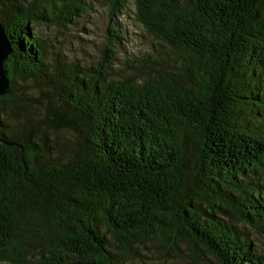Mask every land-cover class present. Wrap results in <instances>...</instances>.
Returning <instances> with one entry per match:
<instances>
[{
	"label": "trees",
	"instance_id": "trees-1",
	"mask_svg": "<svg viewBox=\"0 0 264 264\" xmlns=\"http://www.w3.org/2000/svg\"><path fill=\"white\" fill-rule=\"evenodd\" d=\"M129 2L171 55L125 58L121 76ZM89 8L0 0V262L128 264L159 244L264 264V0H109L95 64L52 57L34 26Z\"/></svg>",
	"mask_w": 264,
	"mask_h": 264
},
{
	"label": "rangeland",
	"instance_id": "rangeland-1",
	"mask_svg": "<svg viewBox=\"0 0 264 264\" xmlns=\"http://www.w3.org/2000/svg\"><path fill=\"white\" fill-rule=\"evenodd\" d=\"M86 2L90 6L89 10L72 25L62 27L56 24L38 23L34 26L36 35L44 40L52 57L56 56L59 60L80 67L92 66L97 61L105 43V26L108 21L109 0H86ZM133 13V4L129 2L124 15L118 21L127 37L115 65V72L121 76L130 74L129 69L123 64L125 58L135 60L141 53L152 49L155 51L153 55H171L166 46L160 44L135 21ZM262 174L264 175V170ZM252 237L257 249L264 255V233H253ZM138 250L140 255H135L128 264H204L203 260L190 256L184 248L180 254L167 251L159 244L141 245ZM0 264L8 263L0 262Z\"/></svg>",
	"mask_w": 264,
	"mask_h": 264
},
{
	"label": "water",
	"instance_id": "water-1",
	"mask_svg": "<svg viewBox=\"0 0 264 264\" xmlns=\"http://www.w3.org/2000/svg\"><path fill=\"white\" fill-rule=\"evenodd\" d=\"M11 52V44L0 24V95H5L9 90L8 79L4 74L3 64L7 60ZM0 141L5 142V139L0 136Z\"/></svg>",
	"mask_w": 264,
	"mask_h": 264
}]
</instances>
